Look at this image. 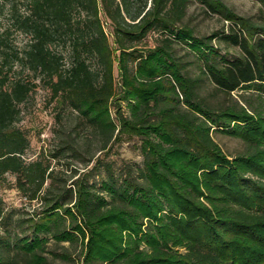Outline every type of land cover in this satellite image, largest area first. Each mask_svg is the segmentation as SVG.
Wrapping results in <instances>:
<instances>
[{
	"label": "trees",
	"instance_id": "1",
	"mask_svg": "<svg viewBox=\"0 0 264 264\" xmlns=\"http://www.w3.org/2000/svg\"><path fill=\"white\" fill-rule=\"evenodd\" d=\"M255 1L259 12L242 16L228 0H0L9 21L0 30V192L40 204L14 220L0 194V264L72 260L50 251L52 241L81 245L83 264H264V0ZM195 5L228 25L197 34L187 20ZM17 34L28 37L23 47ZM179 43L200 76L177 56ZM39 89L61 139L29 157L21 123ZM216 133L245 150L228 155ZM125 139L140 142L144 160L118 174L108 158ZM65 159L86 171L58 170Z\"/></svg>",
	"mask_w": 264,
	"mask_h": 264
},
{
	"label": "rangeland",
	"instance_id": "2",
	"mask_svg": "<svg viewBox=\"0 0 264 264\" xmlns=\"http://www.w3.org/2000/svg\"><path fill=\"white\" fill-rule=\"evenodd\" d=\"M229 5L242 16H252L259 12L260 5L255 0H228ZM101 19L107 34L109 35V41L114 54L117 56L119 53L116 52L117 45L115 44V38L112 35V26L106 17L101 14ZM187 20L190 25L195 28L197 34L208 35L213 31L222 29L228 24L225 23L218 16L206 17L202 14L201 9L198 6H192L189 12ZM9 24L6 16H0V30L7 27ZM157 37H149L147 39L148 47H153L155 45ZM16 44L23 47L28 42V37L17 34L14 37ZM176 53L179 58L189 67L192 75L198 77L201 75V70L196 65L194 60L188 56V47L186 44L179 43L176 46ZM144 49V48H143ZM226 50V49H224ZM235 52L234 49H228ZM115 78L116 83L120 81V75L117 69V63H115ZM214 90V85L206 81L204 86V93L209 94ZM246 91L239 90L233 94V97L242 103V95ZM47 94L45 91L39 89L35 94L34 98L30 101V104L26 108V115L24 116L21 125L24 126L30 133L32 139V147L29 151V157H36L43 150H53L59 144L61 139V125L56 120V111L51 106H47L46 102ZM213 102L217 101L216 98L212 99ZM123 109L126 115L129 114L126 104H123ZM75 121L73 117L66 120L64 126L68 131L72 129ZM215 140L220 144L223 150L230 156H235L245 150V145L238 139L229 137L227 135L216 133L214 134ZM140 142L138 140L130 141L123 140L116 142L112 145L111 153L108 158L109 161L114 163V169L116 173H122L125 165H140L142 164L144 158L139 149ZM101 153H97L95 159L91 163V167H94L98 157H101ZM69 161V162H68ZM70 163H73L71 165ZM54 165L58 170L68 171L70 174L72 169L78 168L79 173L86 171L83 165L76 160H61V163L54 161ZM103 175L106 174L105 167L101 168ZM100 176H96L94 181H99ZM1 196L5 201L6 210H12L15 208L14 220H26L32 217L39 210L40 204L37 202L29 203L27 200L23 199L21 195L16 190L1 191ZM49 250L56 253H67L71 256L72 260L67 261L60 258H55L51 254H47L49 259L54 262V264H83L80 256L81 245L71 246L69 243L56 244L54 241L50 242Z\"/></svg>",
	"mask_w": 264,
	"mask_h": 264
}]
</instances>
